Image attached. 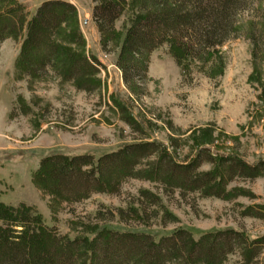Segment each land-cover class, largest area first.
I'll return each mask as SVG.
<instances>
[{"label":"rangeland","instance_id":"374dc122","mask_svg":"<svg viewBox=\"0 0 264 264\" xmlns=\"http://www.w3.org/2000/svg\"><path fill=\"white\" fill-rule=\"evenodd\" d=\"M21 1L31 17L45 0ZM68 1L79 11L85 51L103 64L102 84L86 91L52 72L27 76L17 67L21 39L10 37L0 43V201L34 207L45 223L71 237L99 218L111 228L145 231L157 239L179 229L199 239L206 232L227 228L243 231L250 239L264 237V208H260L264 173L231 181L227 190L248 193L230 200L195 192L164 193L157 183L129 179L118 193H93L69 204L44 193L34 182L43 157L91 154L97 159L146 137L162 142L179 160L194 157L202 148L213 157L238 155L251 164L264 160V0H248L238 15L237 35L220 48L221 75L209 77L195 70L190 80L169 46L162 45L151 55L140 97L125 84L116 65V49L103 50L93 1ZM131 14L127 10L116 22L122 38ZM129 118L139 123V130ZM211 168L206 161L200 167ZM143 189L158 195L163 206L147 204ZM142 200L146 210L135 217L129 207ZM248 207L256 215H246ZM119 209L126 212L123 219ZM257 250L248 260L239 248L220 264H264V242Z\"/></svg>","mask_w":264,"mask_h":264},{"label":"trees","instance_id":"16d2710c","mask_svg":"<svg viewBox=\"0 0 264 264\" xmlns=\"http://www.w3.org/2000/svg\"><path fill=\"white\" fill-rule=\"evenodd\" d=\"M92 1L103 50L116 49V65L124 82L140 97L151 55L162 45L169 46L182 74L190 80L195 70L209 77L221 75L224 60L220 48L237 35V17L248 0ZM127 10L132 14L122 38L116 22ZM10 37L21 39L17 67L25 75L42 77L52 72L86 91L101 86L103 64L84 49L74 3L45 0L29 17L21 0H0V43ZM253 43L257 45L255 40ZM129 123L140 129L133 118ZM204 161L212 164L210 170L200 169ZM263 173L264 160L251 164L238 155L213 157L206 148L179 160L162 142L146 137L97 159L91 154L43 157L34 182L44 193L69 204L93 193H118L129 179L157 183L164 193L186 196L195 192L230 200L248 193L239 188L227 190L231 181L254 179ZM140 193L147 204L163 206L152 191ZM145 201L131 205L129 211L140 218ZM125 213L119 209L122 219ZM244 213L256 215L251 207ZM100 221L106 219L87 224L82 234L71 237L45 223L34 207L0 201V264H220L239 248L250 260L264 242V237L250 239L234 228L206 232L199 239L189 230L179 229L157 239L145 231H122Z\"/></svg>","mask_w":264,"mask_h":264}]
</instances>
